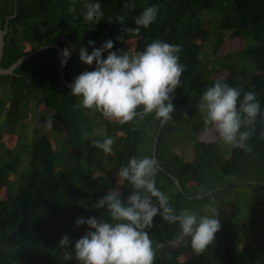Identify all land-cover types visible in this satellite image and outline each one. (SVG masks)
Masks as SVG:
<instances>
[{"label":"trees","instance_id":"trees-1","mask_svg":"<svg viewBox=\"0 0 264 264\" xmlns=\"http://www.w3.org/2000/svg\"><path fill=\"white\" fill-rule=\"evenodd\" d=\"M90 2L96 0H0V28L6 24L0 66L5 68L26 51L47 43L61 51L70 47L62 74L71 82L89 66L79 58L81 48L91 54L93 48L112 40L110 51L120 52L123 42L133 39L135 54L154 40L179 44L185 71L172 103L183 120L161 123L153 113L120 124L95 109H85L60 78L55 47L30 56L11 74L0 75V132L16 136L12 147L0 146V192L4 190L0 264H80L74 245L90 229L86 224L77 226L76 220H110L105 209L93 205L113 189L126 199L131 185L123 181L115 186L113 176L130 158L153 156L155 137L156 186L169 197L170 206L177 213L187 209L211 215L205 212V205H210L218 210L221 222L214 243L196 255L190 238H181L178 223L169 224L157 215L147 230L156 249L155 264H264V115L242 128L251 133L250 152L221 139V143L203 142L195 136H185L192 141L189 158L172 151L189 120H196L193 131L205 129L198 103L189 97L198 81L206 88L220 80L254 91L264 113V0H98L104 16L98 23H88L82 13ZM125 3H134L135 8L125 10ZM153 6L158 10L156 19L147 28L141 26L140 35L124 31L135 28V18ZM225 30L228 39H240L243 46L218 54ZM90 40L95 44L89 46ZM107 55L105 51L103 58ZM222 71L224 77L215 78ZM45 111L64 133L54 149L47 136L35 134ZM29 118L33 134L28 136L25 121ZM106 137L114 139L112 153L96 152L92 141ZM94 156L106 173L94 176L88 163ZM240 188L249 189L248 194L241 195ZM231 205L235 211L230 215L226 206ZM65 235L70 244L62 249L59 241Z\"/></svg>","mask_w":264,"mask_h":264},{"label":"clouds","instance_id":"clouds-1","mask_svg":"<svg viewBox=\"0 0 264 264\" xmlns=\"http://www.w3.org/2000/svg\"><path fill=\"white\" fill-rule=\"evenodd\" d=\"M123 8L134 9L135 4L125 3ZM157 12L154 6L145 8L134 20L136 27L124 31L140 35L141 26L149 27ZM82 16L88 23H98L104 16L98 0L86 3ZM94 44L88 41L89 46ZM113 47V41L108 40L100 48H93L91 54L87 48L80 49V60L89 66L95 63V69L75 77L69 85L71 94L81 99L85 109H95L104 118L120 124L153 113L161 123L172 120V94L180 86V77L185 71L178 55L181 45L154 40L143 51L132 55L110 51ZM105 51L108 52L106 59L103 58ZM62 56L61 66H66L71 48L63 49ZM197 108L203 115L205 130L212 126L224 144L247 152L252 150L247 143L251 133L242 128L253 125L258 115H264L254 91L245 92L217 80L201 94ZM92 143L106 154L113 151L112 137ZM157 171L154 156L130 158L119 169L117 183L127 181L131 193L122 199V193L113 189L93 205L95 209H105L110 220L96 217L76 220L77 226L86 224L90 229L74 245L75 258L80 264H155L156 249L147 230L153 227L157 215L169 224L178 223L181 238H190L191 250L196 255L203 254L214 243L215 234L221 228L218 210L205 205V212L211 215H199L187 209L177 213L170 206L169 197L156 186ZM69 244L67 235L59 241L62 249ZM65 254L66 259L71 258Z\"/></svg>","mask_w":264,"mask_h":264},{"label":"rangeland","instance_id":"rangeland-1","mask_svg":"<svg viewBox=\"0 0 264 264\" xmlns=\"http://www.w3.org/2000/svg\"><path fill=\"white\" fill-rule=\"evenodd\" d=\"M228 30L223 31L224 33V40L221 44V46L218 49V54H222L225 53L226 51H230V50H236L238 48H241L243 46V42L240 39H228ZM195 42H198L197 39H195ZM76 48V47H75ZM133 49H134V40L133 39H128L125 40L120 48V53H124V52H128L129 55H131L133 53ZM203 72H200L199 75L202 76ZM226 74L225 71L216 73L214 76L215 78H222L224 77V75ZM206 86H202L200 84V82L198 81L195 85V87L193 88V90L189 93V97L194 100L196 103L200 102V96L201 94L205 91ZM175 110L173 113V119L172 122L174 124H179L180 121L179 119L181 118L183 120V116L179 117V113L177 110H179V108H177L176 106H174ZM49 112H43V115H45L46 117L43 119L42 122L38 123V126L36 128V133L35 134H42L48 137L49 141H50V146L54 149L56 147L59 146V142L64 138V133L59 129V125L51 118L49 117ZM183 114V113H182ZM195 119V118H194ZM202 120V119H201ZM196 123V120H189L187 122V126L188 128L180 130L179 133L182 134V139H178L174 146L172 151L178 155H180L182 158L187 159L189 158V156L191 155V151H192V141L191 139H186L185 136H189V137H193L195 136L196 139L203 141V142H219L220 138L217 135V133L214 130V127L209 126L207 130H203V129H199L196 131L192 130V125H194L193 123ZM25 124L27 125L25 132L27 133V135L29 136L32 135V130L31 127L33 126V119L29 118L26 119ZM97 131H99V128H97ZM99 139V138H97ZM29 138L26 139V141H24L22 144H26V142H28ZM16 142V136L14 134H10V133H6L5 131L0 132V146H7V147H12ZM221 143V142H219ZM96 152H101L100 149L94 147ZM92 151L88 152V155H91ZM89 163V168L90 169H94V176L96 175H100V174H104L106 173V167L105 165H103V163L100 161V159H97L94 157H91V160L88 162ZM15 177V175H11L10 178L13 179ZM115 178V186H118L119 184L117 183L118 181V175H114L113 176ZM240 194L241 195H247L249 192V189H244V188H240ZM234 193H231V195ZM0 195L3 196L4 195V190H2L0 192ZM228 198L232 197L228 195ZM226 211L228 214H233L235 209L234 206H226ZM248 238L244 239L243 242H247ZM242 244H239V246H241ZM180 259H183V256L180 257Z\"/></svg>","mask_w":264,"mask_h":264},{"label":"water","instance_id":"water-1","mask_svg":"<svg viewBox=\"0 0 264 264\" xmlns=\"http://www.w3.org/2000/svg\"><path fill=\"white\" fill-rule=\"evenodd\" d=\"M6 32V24H4L3 28H0V57L2 54V47H3V35ZM50 47H55V49L58 52V66H59V74H60V78L61 80L65 83V85H70L74 82L75 77H77L78 75H80L81 73L87 71L90 67H94L95 68V64L91 65V66H87L85 68H83L81 71H79L76 76L72 79L71 82H66L63 78V74H62V67L61 66V60L63 59L62 56V51L61 48L58 45H54V44H44V45H40L32 50H28L26 51L23 55H21L20 57H18L14 62H12L9 66L3 68L0 66V75H9L12 73V71L24 60H26L27 58H29L30 56L46 49V48H50ZM158 134V131L156 132V136ZM155 142H156V137L154 139V145L152 147V155L154 156L155 153Z\"/></svg>","mask_w":264,"mask_h":264}]
</instances>
